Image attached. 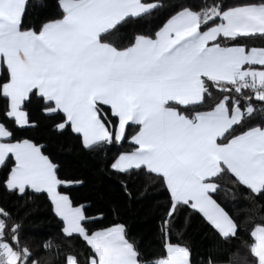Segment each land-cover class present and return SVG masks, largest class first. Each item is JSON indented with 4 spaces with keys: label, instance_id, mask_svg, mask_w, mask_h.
Returning a JSON list of instances; mask_svg holds the SVG:
<instances>
[{
    "label": "snow or ice",
    "instance_id": "obj_1",
    "mask_svg": "<svg viewBox=\"0 0 264 264\" xmlns=\"http://www.w3.org/2000/svg\"><path fill=\"white\" fill-rule=\"evenodd\" d=\"M54 6L59 12L46 15L53 7L47 0H0L4 116L16 128H35L32 106L38 105L57 131L71 128L90 151L130 138L136 147L111 167L122 173L143 169L168 190L165 255L140 252L124 224L90 230L85 205L61 191L70 182L61 179L45 146L17 138L0 122L4 188L21 196L29 190L48 195L62 235L79 236L89 249L69 253L64 264H192L190 247L170 239L179 206L203 214L223 240L237 238V220L214 194L227 174L264 198V46L237 42L264 39V0L174 6L157 29L136 33L127 43L120 29L164 7L163 0H56ZM209 100L216 102L196 110ZM132 125L138 126L134 134ZM20 228L0 206V264H45L22 241ZM250 236L244 246L256 264H264V222L254 224ZM41 247L57 245L49 238ZM237 257L230 264H248L247 257Z\"/></svg>",
    "mask_w": 264,
    "mask_h": 264
},
{
    "label": "trees",
    "instance_id": "obj_2",
    "mask_svg": "<svg viewBox=\"0 0 264 264\" xmlns=\"http://www.w3.org/2000/svg\"><path fill=\"white\" fill-rule=\"evenodd\" d=\"M53 7L46 15L59 12L56 0H47ZM143 2L160 3L161 0H143ZM243 0H223L226 6H234ZM201 0H163L164 7L158 8L140 20L132 21L120 29L121 42L127 43L136 33L157 29L174 13L180 5H199ZM36 16L29 18L35 23ZM251 46H264V39L249 38L237 41ZM219 97V92H214ZM209 100L202 108L206 110L214 104ZM6 101L0 98V122H5L14 129L17 138L33 139L45 146V154L53 158L59 165L61 179L70 182L61 191L71 194L74 204L85 205L89 217L90 230H99L115 224H124L127 238L134 241L140 252L153 258L165 255L166 234L162 231L163 220L171 201L166 187L155 175L145 170L119 172L111 167L115 158L123 152L133 150L136 146L129 140L121 144L106 145L103 151H90L82 144V137L71 128L57 131L54 121L40 111L38 105L32 111L39 121L35 128H16L12 120L4 116ZM107 110V109H106ZM58 121V117L56 118ZM259 122L260 116L254 118ZM134 134L138 126L129 129ZM6 170H0V206L11 211L13 222L21 225L20 235L23 242L28 243L38 259L45 264H64V257L69 253L89 251L79 236L66 238L61 233L63 223L53 211V206L46 193H34L29 190L21 196L8 192L3 186ZM82 182V183H79ZM218 183L220 190L214 194L226 211L230 213L240 226L235 239L223 240L217 230L199 212L188 206H179L172 219L170 239L174 244L187 245L191 249L192 264H230L239 256L247 257L248 264H256L245 244H250V232L254 224L264 222V198L254 197L244 186L234 183L230 175L222 177ZM125 185L127 187H125ZM52 238L57 248L45 250L41 244Z\"/></svg>",
    "mask_w": 264,
    "mask_h": 264
},
{
    "label": "crops",
    "instance_id": "obj_3",
    "mask_svg": "<svg viewBox=\"0 0 264 264\" xmlns=\"http://www.w3.org/2000/svg\"><path fill=\"white\" fill-rule=\"evenodd\" d=\"M114 163V162H113ZM203 215V214H202ZM115 225H117V224H115ZM115 225H112V226H115ZM111 227V226H110Z\"/></svg>",
    "mask_w": 264,
    "mask_h": 264
}]
</instances>
